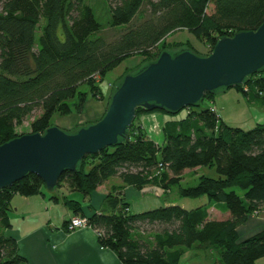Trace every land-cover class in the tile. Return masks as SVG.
Instances as JSON below:
<instances>
[{"label":"trees","instance_id":"obj_1","mask_svg":"<svg viewBox=\"0 0 264 264\" xmlns=\"http://www.w3.org/2000/svg\"><path fill=\"white\" fill-rule=\"evenodd\" d=\"M105 1L110 14L106 25L85 0H0V144L14 138L16 127L28 117H32L30 133H43L53 125L55 114L81 113L90 97L104 101L99 82L126 58L140 56L144 66L170 47L205 56L218 39L255 30L264 20V0ZM106 27L118 33L110 39ZM176 30L189 31L207 50L198 53L190 40L163 41ZM101 31L105 37L99 35ZM263 73L264 68L233 88L264 103ZM218 90L204 93L201 101L181 114V110L173 114L137 107L126 136L114 146L85 155L76 170L63 172L49 200L86 216L100 233V245L111 249L121 264H178L192 246L203 247L213 264H255L264 257V228L240 238L237 227L264 209V123L232 126L213 105L202 106L204 101L213 102ZM110 98L111 94L105 109ZM150 112L168 115L160 143L138 121ZM199 166L214 167L218 176L202 174L195 185L181 187L182 172ZM112 176H118L122 185L105 195L100 208L88 205L89 212L80 200L61 190L66 186L88 196ZM172 184L179 185L182 196L205 195L207 202L192 208L164 203L134 212L115 190L155 185L167 191ZM43 185L29 173L0 189V264L27 263L16 239L6 233L11 227V199L16 194H44ZM214 204L230 216L209 218L208 209ZM143 224L162 228L143 234Z\"/></svg>","mask_w":264,"mask_h":264},{"label":"water","instance_id":"obj_2","mask_svg":"<svg viewBox=\"0 0 264 264\" xmlns=\"http://www.w3.org/2000/svg\"><path fill=\"white\" fill-rule=\"evenodd\" d=\"M262 68L264 20L255 30L218 39L205 56L186 48L163 50L154 62L123 76L99 120L73 132L52 125L43 133L18 135L0 144V189L32 173L52 191L61 174L76 170L85 155L118 144L137 107L175 114L196 105L206 92L243 85Z\"/></svg>","mask_w":264,"mask_h":264},{"label":"crops","instance_id":"obj_3","mask_svg":"<svg viewBox=\"0 0 264 264\" xmlns=\"http://www.w3.org/2000/svg\"><path fill=\"white\" fill-rule=\"evenodd\" d=\"M243 97L249 109L250 124L264 123V103L252 101L248 96L243 95ZM98 101L94 103L90 100L88 104L89 108L95 107L98 111L96 117L95 114L92 116V113H89L87 119L90 120L89 122L92 119L98 118L104 112L103 104ZM161 117L158 118V122L154 123L153 121L152 126L159 123V126L162 127L165 119ZM222 119L227 123L223 117ZM83 121L85 122L86 120H81L78 116L68 115L56 117L54 124L61 129L69 130L77 123H82ZM120 185H122V181L118 176H112L105 180L93 193L86 196L88 197V204L87 206H83L85 211L89 212L87 209L88 205L92 207L96 206L95 201H101V196H105L109 191L114 190V187ZM134 188L137 187L124 185L115 190L119 191L120 195L129 202V192ZM45 196V194L26 196L30 197V200L27 202V207L22 210L16 209L17 207L11 202L12 210L9 214L11 227L6 230V233L16 239L18 252L26 258V264H121L111 249L100 245L98 234L94 231L93 227L85 226L72 231L66 230V221L74 216V214L65 212L61 225L54 223L55 220L50 212L51 206L47 205ZM68 196H74V194L69 193ZM142 202H147V200H143ZM162 204H164V201L152 199L151 203H142L138 207L130 206V209L131 211L139 212ZM208 214L209 218L215 220H225L230 216L229 212L222 208L220 204L212 205L208 209ZM263 228L264 209L257 216L250 215L244 224L237 227V232L240 238H245ZM255 264H264V257L259 258Z\"/></svg>","mask_w":264,"mask_h":264},{"label":"rangeland","instance_id":"obj_4","mask_svg":"<svg viewBox=\"0 0 264 264\" xmlns=\"http://www.w3.org/2000/svg\"><path fill=\"white\" fill-rule=\"evenodd\" d=\"M86 3L90 4L93 8V11L95 13L96 19L103 25L107 24V21L110 19L109 14V8L108 4L105 0H85ZM119 28V27H116ZM118 33L114 29H109L106 27L105 34L108 38H112ZM96 35V34H95ZM99 35L103 34V31L100 32ZM190 40L192 46L198 51V53H202L203 51L207 50V45L201 42L198 38H196L194 35H192L189 31L186 30H176L170 34H168L163 41L166 43L171 42H178V41H186ZM160 45V44H159ZM165 51H169L171 53L177 52L180 50L179 47H170L164 49ZM141 64V57L140 56H131L129 58H126L123 60L117 67L114 69L108 71L103 76V79L101 82H99V85L103 91L104 95V101H98L103 104V109L105 112V100L107 102V99L109 98L110 94L113 93L115 86L122 80L123 76L128 73H134L136 72L140 66H143ZM99 78V77H98ZM82 90H87V86H81ZM90 100L92 102H97L95 98H88L85 102L84 109L81 113H71L69 115L78 116L83 121L82 123H77L74 127L70 128L69 130H73L78 125H87V123H90V120L88 119V115L91 112L92 116L96 114L98 111L95 107L89 108L88 104L90 103ZM206 105H213V107L217 110V113L227 121L228 124L232 126H240L242 128H249L252 126L251 117L249 113V109L246 103L245 98L243 95L236 91L233 87L227 88V89H220L215 93V99L213 102L204 101L202 106ZM103 112V113H104ZM184 111L181 110L180 114ZM38 113V112H37ZM36 113V114H37ZM161 114V115H160ZM104 115V114H102ZM101 116H98V118L92 119V123L99 120ZM59 116H68V115H59L55 114L52 118L53 125L55 118ZM145 116V117H144ZM162 116L161 118H168V115L163 114L161 112H150V113H144L140 115L138 118V121L142 124L146 134L155 142L160 143L163 140V132L161 129V126H159V123L154 124L152 126L153 121L158 122V118ZM154 118V120H153ZM32 120V117H28L24 120L23 124L21 126L16 127V136L30 133V122ZM57 126V125H56ZM60 128V127H59ZM205 175L209 177H217V173L215 171L214 167L209 166H199L196 168H189L185 169L182 172V179L179 182V185L181 187H187L195 185L198 181V177L200 175ZM178 184H172L169 188V190L164 191L162 188L155 186V185H145L140 188H134L132 191L129 192V202L131 207H138L142 203H147L152 201V199H158L164 201L166 204H177L181 205L186 208H192L197 205L205 204L207 202V198L205 195H202L201 197L194 198V197H185L182 196L179 192V186ZM43 192L46 195L45 200L47 202L48 206H51L50 212L51 216L55 220L54 223H57V225H61L65 212H70V214H73L72 211H70L63 203L61 202H51L49 200V194L50 191H47L45 189V186H42ZM63 191L66 195L74 194V196H68L73 199L80 200L83 204V206H87L88 204V197L83 195L79 191H70L66 186H63ZM62 190V188H61ZM61 192V191H59ZM75 197V198H74ZM101 201L98 202L95 201V205L100 208L103 204L104 197L101 196ZM85 199V200H84ZM30 200V197H26L23 195H14L11 199V202L17 207L16 209L22 210L27 207V202ZM147 202H142V201ZM97 202V203H96ZM94 206L93 208H97ZM260 213V212H259ZM258 212L252 213V215H259ZM78 216V214H74L73 217ZM214 216V215H213ZM66 225V224H65ZM81 228V227H80ZM162 228V225L160 224H143L141 226L142 233L147 234L149 232H153L156 230H160ZM206 251L203 247L198 246H192L191 248L187 249L184 254L182 255L180 261L178 264H213L209 261ZM208 254V253H207Z\"/></svg>","mask_w":264,"mask_h":264},{"label":"built area","instance_id":"obj_5","mask_svg":"<svg viewBox=\"0 0 264 264\" xmlns=\"http://www.w3.org/2000/svg\"><path fill=\"white\" fill-rule=\"evenodd\" d=\"M85 226H91L88 224V220L86 216H75V217H71L65 225V228L67 231H72L74 229L80 228V227H85ZM92 227V226H91ZM94 231L99 235V231L97 229L94 228Z\"/></svg>","mask_w":264,"mask_h":264}]
</instances>
